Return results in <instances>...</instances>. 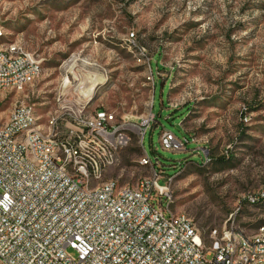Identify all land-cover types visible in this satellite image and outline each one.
<instances>
[{
    "label": "rangeland",
    "instance_id": "1",
    "mask_svg": "<svg viewBox=\"0 0 264 264\" xmlns=\"http://www.w3.org/2000/svg\"><path fill=\"white\" fill-rule=\"evenodd\" d=\"M0 25V44L17 40L40 63L29 99L40 123L62 105L126 125L103 180L134 186L155 166L171 179V210L204 237L264 225V199L251 201L264 191V0H0ZM84 72L98 82L75 81ZM163 129L189 142L163 150Z\"/></svg>",
    "mask_w": 264,
    "mask_h": 264
},
{
    "label": "built area",
    "instance_id": "2",
    "mask_svg": "<svg viewBox=\"0 0 264 264\" xmlns=\"http://www.w3.org/2000/svg\"><path fill=\"white\" fill-rule=\"evenodd\" d=\"M40 76L21 42L0 44V113L12 99L0 116V264H264V225L204 237L171 210V179L155 166L134 186L103 180L131 140L126 125L102 108L85 115L62 105L40 123L29 100ZM159 142L180 151L188 141L163 129ZM140 164L153 165L146 154ZM263 199L259 191L251 201Z\"/></svg>",
    "mask_w": 264,
    "mask_h": 264
},
{
    "label": "bare ground",
    "instance_id": "3",
    "mask_svg": "<svg viewBox=\"0 0 264 264\" xmlns=\"http://www.w3.org/2000/svg\"><path fill=\"white\" fill-rule=\"evenodd\" d=\"M84 64H86V63H84ZM70 69H73V68H70ZM75 81H79V82H82V83H89L91 81H94V84H96L98 82V79L96 78V75H94V73L93 74H87V73H85L84 76L83 75H80V74L79 75H76ZM79 92L80 93H83L81 91H79ZM85 92L92 93V89L91 88H88L87 90L85 89ZM88 96H89V99L92 97V95H88Z\"/></svg>",
    "mask_w": 264,
    "mask_h": 264
},
{
    "label": "trees",
    "instance_id": "4",
    "mask_svg": "<svg viewBox=\"0 0 264 264\" xmlns=\"http://www.w3.org/2000/svg\"><path fill=\"white\" fill-rule=\"evenodd\" d=\"M156 68H160L157 64H156ZM160 84H161V82H160ZM155 85V84H154ZM152 114V113H151ZM152 116H153V120H155V116L152 114ZM188 142H189V138L186 136V137H184Z\"/></svg>",
    "mask_w": 264,
    "mask_h": 264
}]
</instances>
